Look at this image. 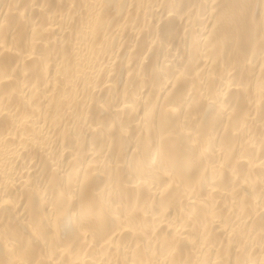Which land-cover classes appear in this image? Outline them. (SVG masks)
<instances>
[{
	"label": "bare ground",
	"instance_id": "1",
	"mask_svg": "<svg viewBox=\"0 0 264 264\" xmlns=\"http://www.w3.org/2000/svg\"><path fill=\"white\" fill-rule=\"evenodd\" d=\"M0 264H264V0H0Z\"/></svg>",
	"mask_w": 264,
	"mask_h": 264
}]
</instances>
